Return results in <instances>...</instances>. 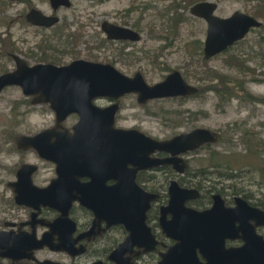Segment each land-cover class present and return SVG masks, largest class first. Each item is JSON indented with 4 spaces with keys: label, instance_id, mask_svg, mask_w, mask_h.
Segmentation results:
<instances>
[{
    "label": "flooded vegetation",
    "instance_id": "flooded-vegetation-1",
    "mask_svg": "<svg viewBox=\"0 0 264 264\" xmlns=\"http://www.w3.org/2000/svg\"><path fill=\"white\" fill-rule=\"evenodd\" d=\"M63 1L55 0L56 4H54L53 0H0V13L5 11L11 3L24 5L17 18L21 25L19 28L22 31L21 36L14 37L10 30L4 37L0 35V60L5 59L4 66L1 65L0 76L17 72L20 61L28 68L37 65H53L62 68L76 61L111 65L130 79L141 74L150 86L163 82L174 72L163 77L162 81L150 84L143 69L133 70L134 62L137 64L148 58L144 55L146 51H140V55L139 51L131 50L135 44L142 41L143 37L138 30L130 26L128 21L113 24L137 31L142 37L140 41L108 39L102 27L104 21L100 31L105 37L101 39L99 48L102 50V47L109 45L107 48L112 52L110 59L100 61L97 59L99 57L82 58L85 48L82 50L81 44L87 45L84 42L87 25L78 19L77 15H74L70 21L68 15L75 11L80 12L75 5L76 1L92 0H66L64 3ZM34 10L49 17V22L43 24L35 22L33 18L32 21L29 20ZM128 17L127 13L126 18ZM29 36L37 38L38 41L32 45V39ZM202 44L204 56V43ZM86 48L92 47L88 45ZM136 56L138 61L134 60ZM6 62H10L11 65L9 66ZM10 87L20 88L23 92L19 86ZM197 88L198 93L190 96L140 102V94L131 92L120 98L98 97L93 99L92 104L102 111L118 106L113 124L115 131H138L154 140L167 141L180 134L170 139L158 140L140 129L119 128L118 123L121 119L119 116L124 110L122 105L124 100L135 97L138 106L145 109L147 114L155 115L147 110L152 102L195 97L201 92L200 88ZM23 95L26 96L24 92ZM26 97L31 98L33 104L34 97ZM42 105H47L53 112V123L36 134L13 135L15 142L9 150L10 155L16 153L20 158L17 163L6 165L0 179V264H117L110 257L132 236V243L125 257L131 258L133 264H159L162 255L177 244V240L168 236L166 231L172 228L170 223L174 219H182V208L197 213L213 212L220 207L228 212L235 211L237 214L232 219L224 216L223 213L217 216L218 220L214 227L218 229V232L221 229L228 232L229 228H233L231 233H253L254 231L264 238V223H262L264 215H255L250 211L255 209L264 214V180L252 182L251 186L255 185L256 190L251 192L247 191L243 185L236 188L224 183L229 179L244 178L241 174L230 176L224 171L204 165L199 167L191 165L198 153L213 144H207L198 150L180 155L179 158L183 159L185 164H180L177 168L173 165L150 167L148 165L150 160L157 163L166 160L170 155L159 151L149 154L146 147L139 141H133L131 144L121 142L122 151L118 154L117 142L114 144L116 136L114 129L112 131L110 119L104 117L96 119V123L91 128L88 125L87 140L85 141L86 137H83L84 142H81L79 152L80 154L88 152L91 156H95L89 165H85V160L81 161L83 168L80 171H83V174L78 176V168L68 163L67 140L75 136V127L79 125L81 116L73 113L69 114L65 120L58 121L57 114L50 105ZM70 117L74 120L68 125ZM21 125L23 124L14 123L10 127L20 130ZM46 131H49L51 135H48L46 142L38 146L46 150L41 149L39 152V149L34 146H20L19 138H34ZM92 131H99V134H93ZM2 135H5L3 137L6 141L8 133L5 132ZM96 135L100 136V140L93 142L92 137ZM128 146L131 150L125 149ZM43 154L45 157L42 156ZM55 157L62 160L67 169L73 173L65 176L63 182L50 192L49 189L53 184L61 179L60 171L63 166L62 162ZM213 176L221 180L214 182ZM173 183L177 186H173ZM73 184H79L82 189L77 190L71 186ZM178 188L190 194L186 196L182 207L178 205L175 210H169L172 191L178 195ZM134 189L152 197L147 212L144 211L146 205ZM50 194H53L56 199V207L49 206ZM20 195L24 196L30 204H20L18 202ZM120 204H124V208L121 207V209L125 210L122 219L118 217ZM68 205L67 217H63L62 211ZM143 212H145L144 216ZM135 230L138 232L144 230L146 233H134ZM211 230L213 231L212 228ZM41 241L43 243L39 246ZM226 245L241 247L244 242L242 240L227 241Z\"/></svg>",
    "mask_w": 264,
    "mask_h": 264
},
{
    "label": "rangeland",
    "instance_id": "rangeland-1",
    "mask_svg": "<svg viewBox=\"0 0 264 264\" xmlns=\"http://www.w3.org/2000/svg\"><path fill=\"white\" fill-rule=\"evenodd\" d=\"M179 1L177 0V2ZM212 1L218 4L216 15L220 17H229L236 11L253 16L251 10L253 0ZM172 2L173 0L76 1L75 5L80 12L70 13L68 18L72 21L74 15H77L78 19L86 23L84 42L87 44L86 46L91 45L92 47L87 49L85 45L81 44V49L85 48L82 58L99 57L97 59L100 61L110 59L109 56L112 52L107 48L109 45L102 47V50L99 48L101 39L105 37L100 31L102 22L124 23L128 21L131 27H134L135 23H139L138 28L134 29L138 30L143 38L131 50L139 51L140 55V51H146L144 55L148 59L146 58L147 60L137 64L134 62L133 70L143 69L150 84L162 81V78L172 71H179L189 84L199 87L200 82L196 76H199L204 66L200 57L195 55L196 52L193 53L194 43L196 41L204 43L207 35V24L204 20L193 16L190 10L193 5L201 1L192 3L188 9L180 10L187 20L178 25L176 30L170 29L169 25L171 24L167 21L168 19H162L158 13ZM145 6L150 8L142 10ZM23 8V4H16L15 2L0 13V35H3L2 37L9 30L14 37L21 36L22 31L19 29L21 25L17 18ZM135 8H138V11L134 10ZM128 11L131 12L126 18ZM259 20L263 22L262 19ZM263 36L264 30L262 28L251 31L242 41L243 43L235 45L229 53H223L210 60L209 66L233 80L237 78L242 80L236 70L227 67V58L235 52H251L253 48L259 46V41ZM29 38L32 39V45L38 41L35 37L29 36ZM101 46L105 45L101 44ZM134 60H137V56L134 57ZM4 61L5 59L0 60V69L1 65L4 66ZM263 62L260 59L249 60L248 65L264 72V65L260 66ZM6 64L11 65L10 62H6ZM258 75L259 79H264V76ZM248 90L254 96L264 97V82H250ZM122 105H124V110L119 116L121 118L118 123L119 128L140 129L158 140L170 139L177 134L190 132L196 128L220 133L221 137H224V141L220 140L221 142L211 145V150L230 153L233 156V161H235H232L233 171L231 172L237 176L238 172L243 171L241 175L244 176L241 179L226 180L224 183L236 188L243 185L247 191L254 192L256 187L255 185L251 186V183L263 182L264 155H262L263 160L256 158L252 161L250 157L244 158L243 155H246L247 152L242 138L247 141L248 135L249 138H256L259 144H264V103H252L234 98L226 104H221L217 95L208 92L186 99L152 102L147 110L155 115L147 114L145 109L138 106L135 97L124 100ZM53 119L54 114L47 105H33L31 98L24 96L20 88L10 87L0 94V179H2L1 176L4 174L6 165L15 164L20 158L16 153L10 155L9 150L15 142L13 135L17 133L36 134L49 127L53 123ZM73 120V117H70L68 125L72 124ZM14 123H22L23 125L19 130V128L10 127ZM5 132L9 135L6 141L3 137L5 135H2ZM262 154L264 153L262 152ZM208 156V150L204 149L195 156V161L191 165L193 167L204 165L211 168ZM246 162H251L252 166ZM212 180L215 182L221 179L213 176Z\"/></svg>",
    "mask_w": 264,
    "mask_h": 264
},
{
    "label": "water",
    "instance_id": "water-1",
    "mask_svg": "<svg viewBox=\"0 0 264 264\" xmlns=\"http://www.w3.org/2000/svg\"><path fill=\"white\" fill-rule=\"evenodd\" d=\"M54 1L53 3L56 4ZM217 10L218 4L212 0L196 3L190 10L193 16L203 19L207 24V35L204 42V56L207 60L223 54L235 44L245 40L251 31L263 26L262 21L247 13L236 11L229 17H220L216 15ZM32 18L35 22L43 24L49 22V17L43 16L36 10L30 14L29 20L32 21ZM102 27L108 39L111 40L140 41L142 38L137 31L116 26L108 21H105ZM10 86L21 87L26 96L34 97L33 104L35 105H50L57 114L58 121L65 120L69 114L73 113L81 116L79 125L75 127V136L67 140L68 163L78 168V176L83 174V171H80L83 168L81 161L85 160V165H89L95 156H91L88 152L83 154L79 152L81 142L87 140L88 125L91 128L96 123V119L108 117L113 131L118 110V106L107 111L98 110L92 104L93 99L98 97L120 98L127 93L136 92L140 94L139 101L146 102L152 99L190 96L198 93V88L190 85L179 71L168 75L163 82L150 86L141 74L130 79L116 71L111 65L88 61H76L62 68L53 65H37L28 68L20 61L17 72L0 76V94ZM92 132L99 134V131ZM114 133L116 135L114 144L117 142L118 154L122 151L121 142H130L131 144L133 141H139L146 147L149 154L159 151L170 155L166 160L157 163L150 160L148 164L150 167L173 165L177 168L178 165L185 164V161L179 158L180 155L198 150L207 144H216L221 140L220 133L204 128L182 133L167 141L154 140L138 131H115L114 129ZM48 135L51 134L46 131L34 138L22 137L19 138V144L21 147H37L40 152L41 149L46 150L38 146L48 140ZM83 137L86 138L82 141ZM95 140H100V136H93L92 141L95 142ZM125 149L131 150L129 146ZM42 156L45 157L44 154ZM89 156H91L90 160ZM55 159L59 160L58 157ZM59 161L63 164L60 171L61 179L57 181L58 183L53 184L49 189L50 192L63 182L65 176L73 173L67 169L62 160ZM172 185L177 186L175 183ZM71 186L79 191L82 189L79 184ZM134 191L146 205L144 211L147 212L152 197L135 189ZM39 192L44 193L45 191ZM177 192L178 195L172 191L169 210H175L178 205H183L186 196L190 194L179 188ZM50 195L49 206L56 207V199L53 194ZM20 196L18 199L20 204H30L24 199V196ZM123 206L124 204L118 206L119 219H122L125 214V210L121 209V207L124 208ZM68 208L69 205L62 211L63 217H67ZM250 211L255 215H264L255 209ZM182 212V219H174L170 223L172 228L166 231L168 236L177 240V244L162 255L159 264H264V238L261 235L254 231L253 233H231L233 228H229L228 232L222 231V229L218 232V229L214 227L220 213L232 219L237 214L235 211L228 212L220 207L213 212L197 213L183 208ZM144 213H142L143 216ZM142 219L144 218L142 217ZM142 228L144 229L143 226ZM144 230L140 232L135 230L134 233H148L147 230H145L146 232ZM132 237H129L110 257L117 264H133L131 258L125 257L129 252L128 247L132 243ZM235 240H242L244 245L227 247V241ZM42 243L43 241L39 242V246Z\"/></svg>",
    "mask_w": 264,
    "mask_h": 264
},
{
    "label": "trees",
    "instance_id": "trees-1",
    "mask_svg": "<svg viewBox=\"0 0 264 264\" xmlns=\"http://www.w3.org/2000/svg\"><path fill=\"white\" fill-rule=\"evenodd\" d=\"M197 1L202 2L205 0H180L179 2H177V0H173L171 4L166 6L163 10L158 11V13L162 19H168L167 21L169 22V24H171L169 25L170 29L176 30L178 25H181L187 20L184 16V13H181L180 10L183 11L184 9H188V6ZM252 3V14L253 16H255V18L257 17V19L259 18L263 20V26L261 28L264 30V0H253ZM149 8V6H145L144 8H142V10H147ZM134 10L138 11V8H135ZM131 11L127 12L128 15ZM138 24L139 23H135L134 28H138ZM241 43L243 42L241 41L235 45H239ZM235 45L233 47H235ZM233 47L225 51L224 54L229 53ZM202 49V43L196 41L194 43L193 53L195 54L196 52L195 55L200 57V61L204 66L200 71L199 76H196L198 82H200L199 88L201 92L199 93V95L203 93L213 92L219 97L221 104H226L234 98H238L242 101H249L252 103H264V97L254 96L248 90V84L250 82H264V79L258 78V74L264 76V72L258 71L257 68H252L248 65L249 60L255 61L257 59H260L262 60V62L264 61V36L261 37L259 46L257 48H253L251 52H235L234 54L229 55V57L227 58V67L230 69L232 68V70H236L237 74H239L238 76L241 77L242 80L238 78L233 80L229 76L223 75L217 70L211 68L209 66L210 60L204 58ZM263 65L264 62L260 66L262 67ZM247 139L248 140L245 141L242 138L244 143L243 145L247 152V154L243 155V157H250V160L252 161L256 158L263 160L262 155L264 154H262V152L264 153V144H259L256 138H249L248 135ZM221 141H224V137H221ZM206 149L208 150V161L210 166H212L211 168L219 171H224L225 173L230 174V176H236V174H233L231 172L233 171V167L231 166L233 156L230 153L211 150L210 146H207ZM246 164L252 166L251 162H246ZM242 172L243 171L238 172L237 175H240Z\"/></svg>",
    "mask_w": 264,
    "mask_h": 264
}]
</instances>
